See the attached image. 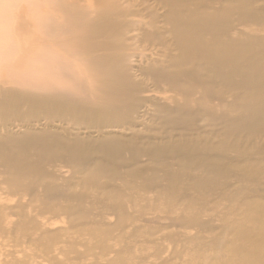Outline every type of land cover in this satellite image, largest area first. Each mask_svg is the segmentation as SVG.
<instances>
[{"label":"rangeland","instance_id":"1","mask_svg":"<svg viewBox=\"0 0 264 264\" xmlns=\"http://www.w3.org/2000/svg\"><path fill=\"white\" fill-rule=\"evenodd\" d=\"M193 6L0 0V150L11 166L0 157V264H120L118 249L125 264H264V62L258 98L238 106L243 96L214 78L237 68L176 43L172 13L189 20ZM220 7L217 41L193 38L221 58L224 41L240 58L258 38L251 49L264 55V0H208L199 13L221 21ZM20 98L64 104L16 109Z\"/></svg>","mask_w":264,"mask_h":264},{"label":"bare ground","instance_id":"2","mask_svg":"<svg viewBox=\"0 0 264 264\" xmlns=\"http://www.w3.org/2000/svg\"><path fill=\"white\" fill-rule=\"evenodd\" d=\"M164 4L168 7H175L178 5H181L182 3L186 2V0H162ZM208 0H187V3L191 4L193 7H195V10L191 13L189 20H181L177 17V14L175 12L172 13V15L175 17V21L173 24V32L175 35L176 43L179 47L182 48V50L185 52L188 51L189 47L192 45L193 49L195 50L196 54L201 55V58L204 57V54H207V57H209V60L213 61L215 64L227 66L228 64L232 67H235L237 69H233L230 74H224L221 72L215 73V81L218 84L220 89H225L229 91H235L240 93L243 98H240L238 106H241L243 108H249L253 101L258 98V93L261 88H259L257 85H255V82L257 78L260 76L261 73V64L264 62V55H261V53H255L253 52L252 48V42L255 41H263L259 40L258 38H248L246 41H244L245 45L241 48V50L238 52V55L240 54V58L238 56H233L231 53H229L232 46H234L236 43L233 40L224 41V45H220L222 50H224V54L226 58H221L217 54L215 49H211L210 46H206L202 44L199 41H196L195 34L199 31H205L210 32L213 35L214 39L217 41L219 37V33L223 32L225 29H227L226 22L222 21V16L224 17L225 9L223 7L217 8L215 11L216 16L221 21L214 20L211 21L208 18H204L200 15L199 11L202 10L203 3L207 2ZM240 3V6L242 9L248 8L249 4L252 2V0H236ZM223 9V10H222ZM64 11V10H63ZM70 13V12H69ZM68 12L65 13L67 16H71ZM64 14V15H65ZM250 15L253 16L252 13ZM91 27H98V26H89L87 27V33H91L92 29ZM95 33V32H94ZM192 35V36H190ZM194 37V38H193ZM196 41V42H195ZM100 55H95L93 57V60L96 65V70L98 72L101 71L102 68V60L99 57ZM242 78V82L234 83L232 81V73H239ZM38 104L44 105L46 107H52L57 106L60 104H64V101L62 99H48V98H36V99H25L20 98L13 102V105L16 109H19L20 107H28L32 108L37 106ZM236 106V105H234ZM0 113H3L2 108L0 107ZM251 126H260L258 123H253ZM241 127V126H237ZM0 157L3 158V150H0ZM70 162L73 163H81L83 162L82 159L76 158V157H70ZM3 164L4 166L10 168V164L5 162V159L3 158ZM7 167V168H8ZM17 173H21L19 169H15ZM95 172H92L94 174ZM246 179H250V176L247 174H244ZM146 187H144L145 189ZM189 201V199H187ZM191 225H204L200 220L193 219L189 222ZM242 231L247 235L248 231L247 229H242ZM257 251L260 252V245L254 244ZM128 248V247H127ZM131 252V249L128 248ZM229 250L231 253L238 250L237 247H229ZM180 252V251H179ZM122 253L121 249L117 250V261L120 262V264H125L122 262L120 254ZM247 261L244 258L240 259L239 264H245ZM251 263V262H250ZM205 264V263H203ZM223 264H231V260H227L223 262ZM247 264V263H246ZM255 264V263H251Z\"/></svg>","mask_w":264,"mask_h":264}]
</instances>
